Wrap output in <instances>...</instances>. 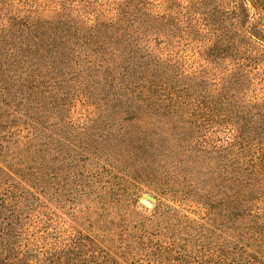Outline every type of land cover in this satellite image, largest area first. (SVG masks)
<instances>
[{"label":"rangeland","instance_id":"obj_1","mask_svg":"<svg viewBox=\"0 0 264 264\" xmlns=\"http://www.w3.org/2000/svg\"><path fill=\"white\" fill-rule=\"evenodd\" d=\"M226 1L0 0V167L22 193L0 243L31 264H264V200L235 206L215 153L232 110L264 138V48L213 30ZM127 59L215 99L231 78L238 106L198 131L128 119L105 102Z\"/></svg>","mask_w":264,"mask_h":264},{"label":"trees","instance_id":"obj_2","mask_svg":"<svg viewBox=\"0 0 264 264\" xmlns=\"http://www.w3.org/2000/svg\"><path fill=\"white\" fill-rule=\"evenodd\" d=\"M226 2L228 7L225 15L216 17L217 21L212 19L210 22L213 30L218 31L223 38H229L228 34L235 32L239 34L238 38L255 39L264 48V0H227ZM199 3L209 7L208 0H199ZM222 22H227V25L224 26ZM113 36L117 37L116 34ZM133 63L134 60L127 59L117 77L107 76L111 82H114V93L112 95L110 93L105 98L106 103L117 101L119 106H123L129 116L128 119L134 118L136 121L148 119L160 124L172 122L177 127L180 123L185 124L184 120H177L179 116H184L188 120L191 118L190 122L194 120L189 126L198 131L201 126L198 122L204 118L212 121L211 118L217 115L215 110L218 108L238 106L235 99L236 90H234L236 86H233L231 78L222 76L220 81L215 83L217 87L214 89L218 96L215 99L213 95L205 96V92L202 93L200 83H196L195 87L187 84L179 88L167 81L154 80L151 75L142 77L141 74L138 75L140 71L142 72V67L139 65L133 67ZM237 84L240 82L237 81ZM236 112L232 110L224 113L225 118H230L229 123L235 131L233 141L227 147L216 148L215 153L218 157H226L229 162L223 165L221 173L219 172L224 183L221 185L226 190L233 188L230 190L229 199L235 206L239 203L245 209L249 203L246 200L252 195L264 200V138L251 136L249 120L237 121L238 117L233 120L232 113ZM195 144L200 153L205 152L204 144L202 145L199 140H195ZM8 171L9 169L5 171L0 167V217L3 218L18 216L21 210L22 193L18 191V184L14 182ZM12 244V240L9 244L0 243V264H31L23 253L11 248Z\"/></svg>","mask_w":264,"mask_h":264},{"label":"water","instance_id":"obj_3","mask_svg":"<svg viewBox=\"0 0 264 264\" xmlns=\"http://www.w3.org/2000/svg\"><path fill=\"white\" fill-rule=\"evenodd\" d=\"M146 199H147L148 201H153V200H154V198H153L152 196H150V195H146Z\"/></svg>","mask_w":264,"mask_h":264},{"label":"bare ground","instance_id":"obj_4","mask_svg":"<svg viewBox=\"0 0 264 264\" xmlns=\"http://www.w3.org/2000/svg\"><path fill=\"white\" fill-rule=\"evenodd\" d=\"M147 202V201H146Z\"/></svg>","mask_w":264,"mask_h":264}]
</instances>
